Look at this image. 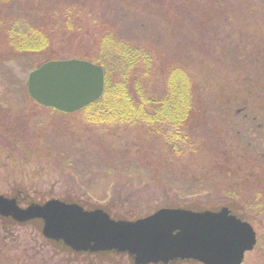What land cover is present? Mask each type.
Masks as SVG:
<instances>
[{"label":"rangeland","instance_id":"1","mask_svg":"<svg viewBox=\"0 0 264 264\" xmlns=\"http://www.w3.org/2000/svg\"><path fill=\"white\" fill-rule=\"evenodd\" d=\"M133 1L30 0L21 6L12 4L5 14L21 10L27 19L41 18L47 23L51 15L61 22L71 19L72 29L58 28L56 36L62 50L73 51L81 46L86 49L84 45L94 39L102 21L116 19L111 10L119 9L120 15L126 11L123 20L117 19L131 37L154 44L165 57L191 56L187 59L207 103L226 89L225 82L231 85L225 74L220 78L215 74L218 48L228 57L239 55L240 64L231 69L238 79L264 89V63L245 58L253 45L264 55V15L259 14L264 13V0H251L258 6L252 10L256 17L239 9L231 25L230 21L219 23L218 31L211 35L204 23H192L186 14L192 7L204 9L203 0H153L149 5L147 0L138 5ZM232 1L237 9L239 0ZM168 5L173 13L186 17L187 23L182 18L172 21L168 14L163 20ZM221 5L228 10L230 3L222 0ZM211 39L216 43L210 44ZM2 40L0 37V194L14 192L23 203L68 196L86 206L107 208L117 217L144 216L168 203L194 204L199 209L234 203L258 236L255 249L247 252L242 264H264V145L256 144H264V118H249L252 110L264 103L262 95L252 93L247 108L240 103L235 109L236 127L243 137L230 143L233 155L228 163L210 162L207 151L217 147L216 129L221 123L203 115L196 119L203 135L200 155L177 161L152 152L158 140L142 126L108 132L89 125L81 115L62 114L36 104L26 87L29 73L38 63L36 56L17 53ZM206 102L202 104L210 107ZM249 105L251 110H247ZM245 143L253 147L240 148ZM1 220L0 216V247L5 249L0 250V264H131L127 255L96 259L56 253L32 224L4 227Z\"/></svg>","mask_w":264,"mask_h":264},{"label":"trees","instance_id":"2","mask_svg":"<svg viewBox=\"0 0 264 264\" xmlns=\"http://www.w3.org/2000/svg\"><path fill=\"white\" fill-rule=\"evenodd\" d=\"M139 1L141 0H134L133 2L138 5ZM147 1L149 5L153 0ZM24 2L29 4L30 0H0V37L3 39V44L8 45L13 51L20 54H34L36 61H38L35 67L54 59L81 58L99 64L104 68L105 90L103 95L84 108L68 114L81 115L89 125H93L97 129L108 130V132L111 130H127L137 125L142 126L151 136L156 137L158 140L159 145L157 147L152 146L151 151L172 157L177 161L189 155L194 157L201 152L200 145L202 144L203 135L196 127V119H200L202 115L210 118L215 117L214 123L218 121L221 123V127L216 129V141L218 144L215 149L212 148L207 153L212 158L209 157V160L213 164L218 162L228 163L229 157L233 155L230 154L232 153L229 149L231 147L230 143L232 144L234 138L238 139L236 137L240 139L243 137V132H240L236 127L238 111L235 109L240 103H243L242 108H247L248 104L251 103L248 99L250 95H253L252 93L260 94L264 97V89L257 90V88L252 87L250 82L238 79L232 72L231 69L236 68L240 64L239 55L228 57L223 55V51L220 48L217 49L215 58L218 63H213L216 70L215 74L217 73L219 78L225 74L226 81H230L231 85L225 82L224 88L226 89L221 90L214 100L207 103L206 98L204 100L203 97L204 90L200 81H198V75L187 59L191 56L186 54L188 57L174 58L167 54L165 57L163 53H159L155 49L154 44L131 37L123 31V27L118 23L120 19H124L123 16L126 15V11L121 16L119 9L111 10L116 19L109 21V23L105 19L102 24H98L97 27L101 29L92 41L84 45L86 49H82L83 47L81 46L79 50L71 51L70 49L62 50L58 46L59 43H57L56 36L58 28L72 29V27H69L71 19L61 22L54 19L51 15L47 23L41 18H37L35 21L27 19L23 12L20 13L21 10L15 15L5 14L6 8L7 10L12 9V4L21 6L25 5ZM221 2L222 0H208L207 2L203 0V7L205 8L201 9V11L195 10L194 7L187 12L185 9L183 11L186 12L192 23L197 22L198 25L204 23V28L208 29L207 32L210 35L218 31L219 23H228L230 21L231 25L239 9L243 10L241 11L242 14L250 11L248 17H256L252 10L258 6L254 5L255 3L251 2V0L236 1L238 3L237 9L233 6L234 1L228 0L230 3L228 10L223 7L224 4L221 5ZM214 6L215 9L209 10L207 8ZM165 12V14L162 13L161 15L163 20L164 16L167 17L166 14L170 16L172 21H178L179 18H182L173 13L172 5H168L165 8ZM231 14L232 18L230 17ZM259 14L260 16L264 15L263 11ZM119 16L120 19H117ZM171 20L165 19L168 23ZM182 20L186 21L188 19L185 17ZM62 42L64 43L63 40ZM215 43L216 41L211 39L210 44ZM255 46L253 45L251 51L248 50L249 53L245 58L262 65L264 63L263 52L259 48L255 49ZM241 58L244 60L243 56ZM236 62L237 64H235ZM202 102H206L210 107H205ZM249 107L250 109L247 110H251L252 107L250 105ZM256 108L252 110L251 116L247 114L251 120H257L259 119L258 117L264 118V103L261 102ZM252 131L254 130L250 127L248 132L252 133ZM210 132L211 136L212 131ZM256 144L264 145L261 142ZM242 147L250 148L253 146L250 145L249 147L245 143L240 148ZM63 199L78 202L87 208H92L68 196ZM229 205L235 213L245 217V213H240L239 208L234 203H229ZM164 206L179 205L168 203ZM185 207L199 209L194 204L185 205ZM108 211L111 213L110 210ZM111 215L115 218L125 219H136L142 216L117 217L112 213ZM2 220L4 227L18 225V223L8 218L2 217ZM29 224H32L36 230L41 232L38 221H33ZM44 240L56 253L73 254L76 257L84 256L88 258L92 255L96 259H104L108 256L126 255L115 251L97 253L75 252L61 241H52L45 237ZM4 249L5 247H0L1 251ZM128 258L133 264L132 259L129 256ZM193 262L178 260L170 264H193Z\"/></svg>","mask_w":264,"mask_h":264},{"label":"water","instance_id":"3","mask_svg":"<svg viewBox=\"0 0 264 264\" xmlns=\"http://www.w3.org/2000/svg\"><path fill=\"white\" fill-rule=\"evenodd\" d=\"M28 93L39 104L63 112L78 111L105 90L104 68L81 58L54 59L28 76ZM17 196L0 194V216L20 224L38 221L42 235L75 252L115 251L134 264H241L257 243L250 222L225 205L218 209L164 206L136 219L115 218L104 207L86 208L50 198L21 205Z\"/></svg>","mask_w":264,"mask_h":264},{"label":"flooded vegetation","instance_id":"4","mask_svg":"<svg viewBox=\"0 0 264 264\" xmlns=\"http://www.w3.org/2000/svg\"><path fill=\"white\" fill-rule=\"evenodd\" d=\"M8 196H17V194L14 193V192H12V193H11L10 195H8ZM18 199L21 200L20 197H18ZM28 203H29V200H26V201H25V204H28ZM255 247H256V246H255ZM254 249H255V248H254ZM254 249H253V250H254ZM251 251H252V250H251ZM193 263L196 264V263H198V262L194 261Z\"/></svg>","mask_w":264,"mask_h":264}]
</instances>
